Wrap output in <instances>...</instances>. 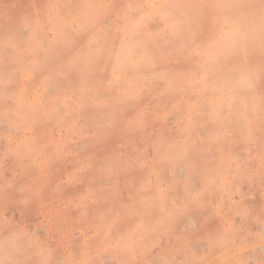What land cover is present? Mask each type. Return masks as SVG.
Wrapping results in <instances>:
<instances>
[{
  "label": "rangeland",
  "instance_id": "obj_1",
  "mask_svg": "<svg viewBox=\"0 0 264 264\" xmlns=\"http://www.w3.org/2000/svg\"><path fill=\"white\" fill-rule=\"evenodd\" d=\"M0 264H264V0H0Z\"/></svg>",
  "mask_w": 264,
  "mask_h": 264
},
{
  "label": "bare ground",
  "instance_id": "obj_2",
  "mask_svg": "<svg viewBox=\"0 0 264 264\" xmlns=\"http://www.w3.org/2000/svg\"><path fill=\"white\" fill-rule=\"evenodd\" d=\"M223 39H226V37H225V38H223Z\"/></svg>",
  "mask_w": 264,
  "mask_h": 264
}]
</instances>
